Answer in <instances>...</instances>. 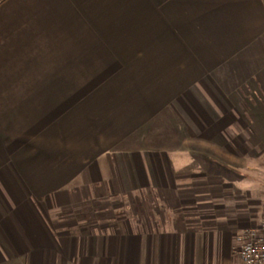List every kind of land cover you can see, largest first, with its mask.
<instances>
[{"label": "crops", "instance_id": "0c3cea01", "mask_svg": "<svg viewBox=\"0 0 264 264\" xmlns=\"http://www.w3.org/2000/svg\"><path fill=\"white\" fill-rule=\"evenodd\" d=\"M263 208L264 0H0V264H240Z\"/></svg>", "mask_w": 264, "mask_h": 264}, {"label": "built area", "instance_id": "2783aa9c", "mask_svg": "<svg viewBox=\"0 0 264 264\" xmlns=\"http://www.w3.org/2000/svg\"><path fill=\"white\" fill-rule=\"evenodd\" d=\"M233 252L240 264H264V211L257 227L245 230L236 238Z\"/></svg>", "mask_w": 264, "mask_h": 264}, {"label": "rangeland", "instance_id": "374dc122", "mask_svg": "<svg viewBox=\"0 0 264 264\" xmlns=\"http://www.w3.org/2000/svg\"><path fill=\"white\" fill-rule=\"evenodd\" d=\"M263 209H264V208H263ZM122 211H123V210H122ZM88 212H89V209H86V210L83 211V213H84L85 216H90V214H89ZM140 212H142V211H140ZM110 214H113L112 211H111V209L108 210V209H103V208H101L100 210H96L95 212L92 213V219L102 220V221H103L102 224H104V223H106V221L108 222V219H110ZM139 219H140V218H137V220H139ZM260 221H261V220H260ZM259 224H260V222H259L257 225H253V226H250L249 228H246L245 230H247V229H251V228H253V227H257ZM245 230H244V231H245ZM244 231H242V232H244ZM242 232H241V233H242ZM241 233H239V234L235 237V241H236V238H237ZM235 241H234V243H235ZM233 247H234V244H233ZM233 247H232V252H233ZM233 255L235 256L234 252H233ZM235 258L238 259L236 256H235ZM238 260H239V259H238Z\"/></svg>", "mask_w": 264, "mask_h": 264}]
</instances>
